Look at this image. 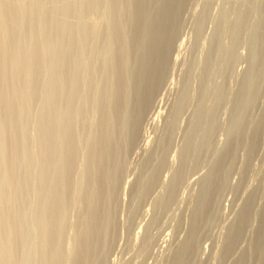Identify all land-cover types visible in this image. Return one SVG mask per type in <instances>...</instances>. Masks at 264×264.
I'll list each match as a JSON object with an SVG mask.
<instances>
[{
	"label": "rangeland",
	"instance_id": "1",
	"mask_svg": "<svg viewBox=\"0 0 264 264\" xmlns=\"http://www.w3.org/2000/svg\"><path fill=\"white\" fill-rule=\"evenodd\" d=\"M0 264H264V0H0Z\"/></svg>",
	"mask_w": 264,
	"mask_h": 264
},
{
	"label": "bare ground",
	"instance_id": "2",
	"mask_svg": "<svg viewBox=\"0 0 264 264\" xmlns=\"http://www.w3.org/2000/svg\"><path fill=\"white\" fill-rule=\"evenodd\" d=\"M149 65H150V64H149ZM144 68H145V67H144ZM150 79H151V78H150ZM132 80H133V79H132ZM145 80H146V79H145ZM143 81H144V80H143ZM134 83H135V82H134ZM144 83H145V82H144ZM139 86H140V85H139ZM138 97H139V96H138ZM123 98H124V97H123ZM125 98H126V97H125ZM136 98H137V97H136ZM149 98H150V97H149ZM124 101H125V100H124ZM126 101H127V100H126ZM150 101H151V100H149V102H150ZM132 102H133V100H132ZM117 103H118V102H117ZM153 104H154V103H153ZM153 104H152V105H153ZM116 105H117V104H116ZM122 105H123V104H122ZM124 105H125V104H124ZM138 105H139V104H138ZM138 105H137V106H138ZM120 106H121V105H120ZM141 106H142V105H141ZM117 107H118V105H117ZM117 107H116V108H117ZM146 107H147V106H146ZM159 107H160V106H159ZM116 108H115V109H116ZM131 108H132V107H131ZM136 108H137V107H136ZM136 108H135V112H136ZM122 109H123V108H122ZM129 109H130V108H129ZM129 109H128V110H129ZM137 109H139V108H137ZM143 109H144V108H143ZM120 110H121V109H120ZM112 111H113V110H112ZM139 111H140V110H139ZM139 111H138V112H139ZM117 112H118V111H117ZM127 112H128V111H127ZM131 112H132V111H131ZM136 113H137V112H136ZM117 114H118V113H117ZM130 114H131V113H130ZM120 115H121V113H120ZM122 115H124V114H122ZM123 117H124V116H123ZM126 117H127V113H126ZM124 118H125V117H124ZM131 118H132V117H131ZM137 119H138V118H137ZM154 119H155V118H154ZM117 120H118V119H117ZM125 120H126V119H125ZM133 120H134V119H133ZM121 121H122V120H121ZM121 121H120V122H121ZM128 121H129V120H128ZM135 121H136V120H135ZM151 121H152V119H151ZM123 122H124V119H123ZM126 125H127V124H126ZM135 125H136V124H135ZM128 126H129V125H128ZM132 126H133V125H132ZM121 127H122V126H121ZM123 127H124V126H123ZM126 127H127V126H126ZM123 130H124V129H123Z\"/></svg>",
	"mask_w": 264,
	"mask_h": 264
}]
</instances>
